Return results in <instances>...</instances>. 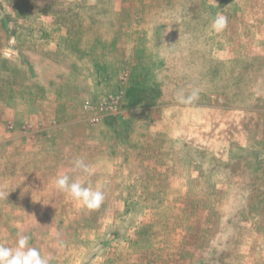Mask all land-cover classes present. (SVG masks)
Returning a JSON list of instances; mask_svg holds the SVG:
<instances>
[{
  "label": "rangeland",
  "instance_id": "obj_1",
  "mask_svg": "<svg viewBox=\"0 0 264 264\" xmlns=\"http://www.w3.org/2000/svg\"><path fill=\"white\" fill-rule=\"evenodd\" d=\"M105 55L117 82L96 93L85 82ZM100 95L118 100L94 121L84 105ZM4 104L17 120L0 122V244L28 235L50 264H264V0H0V118ZM118 119L143 135L133 181L116 176L135 183L72 174L104 192L89 210L54 180L76 159L97 165L86 152ZM66 127L93 139L68 150Z\"/></svg>",
  "mask_w": 264,
  "mask_h": 264
},
{
  "label": "crops",
  "instance_id": "obj_2",
  "mask_svg": "<svg viewBox=\"0 0 264 264\" xmlns=\"http://www.w3.org/2000/svg\"><path fill=\"white\" fill-rule=\"evenodd\" d=\"M199 43H200V41H199ZM183 44H185V43H183ZM184 49H183V51H185ZM189 51H191V50L189 49ZM186 54H189V53H185V52L182 53L183 56H185ZM108 55H109V53H108ZM127 57L128 58H126L125 60L123 59V57H120V59H121L120 63L122 62V64H124L125 61H126V63H130V65H131V64H135L136 61H138V59H137L138 56L135 55V54H132L131 57L129 55H127ZM106 58H108L106 55L102 58V63H100L101 65L96 66V67L93 66L94 70L96 71L95 75L96 76H102L101 81H94V83L92 81L85 82V84L88 85L89 88H91V90H94L93 92L97 93V91H99V90L101 91L103 89L104 90H106V89L109 90V89H112L114 87V85L116 86V83H115V82H117L116 79L115 80L112 79L114 77V75L113 76L109 75V74H112V71L107 68L108 64L106 62ZM123 68H124V66H123ZM129 72H130V70H129ZM77 73H76L77 75H80L79 72H77ZM154 77H155V75L154 76L152 75L150 82L154 81ZM127 81L128 80H126V82ZM120 83H122V82H120ZM120 83H119V89L123 91L125 87H123V85H121ZM85 84H83V83L80 84V82H79L78 84L75 85L76 87L75 86H71V88H74L73 89L74 91H77V93H80V92H82V88L83 87L89 90L88 86H86ZM127 84L129 86V84H132V83L128 82ZM127 84H126V86H127ZM100 88H103V89H100ZM68 91L72 92L70 90H67V91L64 90L63 92H68ZM122 91H121V94L123 93ZM101 96L102 95L98 96L95 99V101L100 100V98L104 97V96H102V97ZM123 97L126 98L124 94H123ZM82 98H83V96H82ZM55 99L56 100H54V101L53 100L52 101L38 100L37 102H33L32 101V102H29L30 105H28V106L36 107V108H39V109L43 108L44 105L45 106L48 105V103H50L51 105H54L55 107L56 106L60 107V105L61 106L62 105L63 106H68V104H70L69 101H71V102L73 101L74 95L71 94V97H69V98H68V95H66V97H64V98L63 97H57ZM93 102L91 101L90 103H92L93 105H97L99 103V102H94V103ZM2 106H4L5 108L2 111V116L0 118V122L5 120V119L6 120H11L13 122H16L17 118H15V115H14L13 111L9 110V106L5 105V104L2 105ZM0 107H1V105H0ZM17 107H20L19 103H17ZM24 107H25V105H24ZM79 110L81 111V109H79ZM88 112L89 113L91 112L92 114L95 113L93 111H88ZM72 116L74 117L73 114H72ZM122 118H123L122 120L124 121L125 116L123 115ZM62 120H63L62 123L66 122V120H64V119H62ZM123 121L118 119L119 123L118 122L117 123L120 126L117 127V131L115 129H113L111 131L112 136H111L110 139H109V137H105V138H103V137H101V138L95 137L93 139L92 137H89V136H94V135L93 134L89 135V133H87V132H86V134H84V136H82L83 134H79L78 137H77V135L75 133H73V131L71 129L66 127V128H64L65 131H67V130H71V131H68L67 133H65V135L61 134V137H60V139L58 141L60 143L63 142L64 145L66 144V148H68V150L76 151L75 143H78V141H76V140L79 139V136H82L81 142H83V143L86 142V147H87L88 143L90 142V140L93 139L92 142L93 143L96 142V143L94 144L93 147H91L92 150H90V153L86 152L87 156H89L90 158L92 157L93 164H95V163L97 164V165H93L92 168L89 165L90 168H91V173H98V172L101 173V171H102L103 174L105 175V177L108 178V180H116L115 181L116 182L115 183V187H117V188L120 187V186H122V187H125V186L131 187V186L134 185L135 182L133 184H129V183H124L123 184L122 181H121V183L119 182V180H118L119 178H117L116 176H117V174H122L123 175V179L122 180L127 179V181H129V182L133 181L132 176L129 174V171L130 170L132 171V169H133V168L129 169V165H130L129 163H132V162H131V160L128 161V157H130V158L133 157V154L135 153V151H134L135 149L138 150V151L140 150L139 146L143 142V135H139V137H138V136H135L132 132L127 133V134H126V132H123L124 130L127 129V128L123 127L124 126L123 123H125ZM154 123L158 124V121H155ZM102 124H101V127H103L104 130H106L105 129V123L103 125ZM139 124H140V122H137V126H139ZM106 128H107V126H106ZM96 130H98V129H96ZM165 132H166L167 135L170 134L171 138H175L174 134L172 132H170V133H169V131H165ZM87 134L89 136H87ZM133 135L135 137L132 138ZM5 138H6L5 135L3 136V135L0 134V142H4V140H8V138H6V139ZM101 142H102V145H101ZM79 144H80V141H79ZM62 153H65L64 149H61V151H60V153L58 155L63 157ZM88 164H89V162H88ZM135 176H137V175H135ZM135 179H137V178H135ZM103 186H104V184H101V187H103Z\"/></svg>",
  "mask_w": 264,
  "mask_h": 264
},
{
  "label": "clouds",
  "instance_id": "obj_3",
  "mask_svg": "<svg viewBox=\"0 0 264 264\" xmlns=\"http://www.w3.org/2000/svg\"><path fill=\"white\" fill-rule=\"evenodd\" d=\"M227 24V17L218 13L212 19L210 27L216 33H220L227 27ZM177 99L182 104L192 105L199 99V89H193L186 96L181 92L178 94ZM72 165L68 171L57 175L54 180L55 188L84 208L89 210L99 208L105 199L104 192L99 188L93 189L91 186L86 185L85 180L74 179L72 175L77 172L81 175L90 174V166L85 164L82 159L74 160ZM29 240L28 235L20 234L15 247L0 244V264H50L48 257L41 255L37 248L29 245Z\"/></svg>",
  "mask_w": 264,
  "mask_h": 264
},
{
  "label": "built area",
  "instance_id": "obj_4",
  "mask_svg": "<svg viewBox=\"0 0 264 264\" xmlns=\"http://www.w3.org/2000/svg\"><path fill=\"white\" fill-rule=\"evenodd\" d=\"M116 97L119 98L120 96H116ZM117 100L118 99H111V100H109V103H108V99H107V97H105L101 101H99V103L97 105H93L91 103H85L84 107L87 108L89 111L95 112L92 120L99 121L102 118L101 112L103 110H105L106 108H110V109L115 108L116 107L115 102ZM107 104H109V105H107Z\"/></svg>",
  "mask_w": 264,
  "mask_h": 264
}]
</instances>
